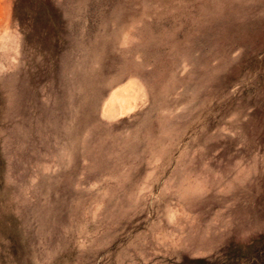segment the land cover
<instances>
[{"label": "rangeland", "instance_id": "374dc122", "mask_svg": "<svg viewBox=\"0 0 264 264\" xmlns=\"http://www.w3.org/2000/svg\"><path fill=\"white\" fill-rule=\"evenodd\" d=\"M259 239L264 0H0V264H264Z\"/></svg>", "mask_w": 264, "mask_h": 264}, {"label": "trees", "instance_id": "16d2710c", "mask_svg": "<svg viewBox=\"0 0 264 264\" xmlns=\"http://www.w3.org/2000/svg\"><path fill=\"white\" fill-rule=\"evenodd\" d=\"M263 239V238H262ZM260 243V244H259ZM255 244H257L256 246H257V248L255 249V253L257 252L258 253V256H259V253H263L264 252V241L263 242H260V239H259V241H256V242H254L253 243V245L255 246ZM263 258L264 257H260V259H262L263 260ZM258 260L256 259V262H257Z\"/></svg>", "mask_w": 264, "mask_h": 264}]
</instances>
